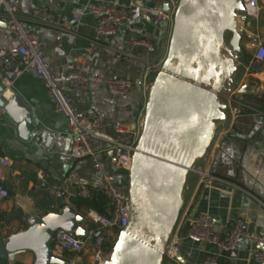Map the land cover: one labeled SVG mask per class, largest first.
<instances>
[{
  "label": "crops",
  "instance_id": "obj_1",
  "mask_svg": "<svg viewBox=\"0 0 264 264\" xmlns=\"http://www.w3.org/2000/svg\"><path fill=\"white\" fill-rule=\"evenodd\" d=\"M139 1L146 6L159 8H164L165 3L170 2ZM260 1L258 18L237 20L239 51H229L233 33H228L226 37L225 53L230 58L234 55L239 57L235 60L237 72L227 83V90L224 92L226 119L219 122L217 133L220 134L231 126L234 131L222 137L216 150L209 148L205 156L197 158L193 169L188 172L183 190V205L191 203L192 206L179 229L180 264H204L211 255L216 256L220 264H264L253 258V252L264 249V245L253 240L234 253L219 252L211 243L204 244L187 237L191 220L204 213H210L214 217L217 231L223 236L241 219L248 222L252 233L264 235V112L259 110L255 101V97L264 92V67L259 71L253 70L257 43L264 37V0ZM20 2L21 17L36 27L38 41L50 56L56 71H62L68 64L81 61L88 49L93 47L89 62L103 75L114 73L135 79L148 74L149 85H153L170 47L173 33L171 22L135 18L131 24H123L115 36L106 38L98 35L93 16L86 15L79 21L74 17V9L89 2L124 5L130 0ZM36 7H45L50 12L63 16L65 27L61 29L31 21L30 13ZM132 26L141 28L143 33L132 31ZM9 33L8 19L0 9V43L6 40ZM140 39L150 42L152 49L135 43ZM6 63L8 61L5 59L0 60V67ZM250 81L256 83L251 92L238 93L240 84ZM5 85L0 77V90ZM67 91L78 109L92 110L101 118L103 131L107 134L115 135L116 126L120 123L135 124L139 120L144 121L149 92L146 93L140 86L126 100L113 97L101 84H92L86 90L67 86ZM15 94L22 97L31 108L34 129L29 138L24 139L19 133L18 125L9 120L6 114L4 121L0 122V155L7 156L11 163L6 168H0V181L10 192L9 198L0 200V240L4 241L28 229L30 217H43L51 212L61 213L64 207L72 205L71 197L80 196L77 191L79 183L100 187L103 172L115 174L119 184L128 183L129 179L116 167L115 157L110 152L105 153L108 144L103 141H97L93 145L95 151L101 153L103 171L97 170L90 158L75 159L66 154L73 144L72 131L67 119L56 109L45 83L38 76L33 73L23 75L2 95L10 99ZM235 106H240L242 112L233 121ZM43 164L52 167L55 174L44 168ZM39 170L46 173L48 185L42 186L37 177ZM201 170L215 175L219 180L199 186ZM69 182L77 195L70 193L65 199L57 198L52 185L68 189ZM60 258L69 264H92L93 241H89L83 253H65ZM35 259L33 251H24L13 260H0V264H34Z\"/></svg>",
  "mask_w": 264,
  "mask_h": 264
},
{
  "label": "water",
  "instance_id": "obj_2",
  "mask_svg": "<svg viewBox=\"0 0 264 264\" xmlns=\"http://www.w3.org/2000/svg\"><path fill=\"white\" fill-rule=\"evenodd\" d=\"M170 7L167 2L164 10ZM133 10L137 18L138 9ZM239 18L247 19L243 0H179L170 47L149 90L144 127L129 172V224L107 264H164L166 247L184 204L188 172L197 158L206 155L219 122L226 119L224 92L237 72L235 60L239 56L230 58L224 45L232 32L229 51H239ZM5 60L11 62L12 57L7 55ZM263 67L264 61L258 62L253 70ZM255 86L254 81L243 82L237 91L247 94ZM5 89L2 86L0 90V105L8 119L18 125L21 137L28 139L34 129L31 108L19 95L6 99L2 95ZM110 155L115 157L116 151ZM43 166L55 174L52 167ZM67 187L77 195L70 182ZM85 222L72 205L61 213L33 217L28 229L8 241L0 240V260H13L19 253L33 251L34 264H69L51 253L54 233L63 229L87 237L80 225ZM249 242L240 238L232 252Z\"/></svg>",
  "mask_w": 264,
  "mask_h": 264
},
{
  "label": "built area",
  "instance_id": "obj_3",
  "mask_svg": "<svg viewBox=\"0 0 264 264\" xmlns=\"http://www.w3.org/2000/svg\"><path fill=\"white\" fill-rule=\"evenodd\" d=\"M179 0H170V9L150 7L142 4L139 0H130L127 4L117 3H95L77 7L74 9V17L81 20L86 15L95 18L97 33L100 37L115 36L123 24H131L135 20L133 8H137V18L154 17L157 22H171L177 11ZM244 13L247 18H258L261 11L260 0H243ZM0 9L6 15L9 23L10 33L6 40L0 43V60L7 55L12 61L0 67V77L4 80L6 89L25 74L33 73L38 76L46 85L49 95L53 99L56 109L68 122L72 131L73 144L66 152L75 159L90 158L93 166L103 171L101 153L95 151L94 143L103 141L108 144L105 153L116 151L115 164L119 171L129 177L132 168L133 157L137 151V145L141 137L144 121L126 124L120 123L116 126L115 135L103 131L101 118L92 110H80L77 108L73 97L67 91V86H73L82 90L88 89L92 84L105 86L108 92L115 98L126 100L131 97L137 87H142L149 92L151 86L148 82V74L128 79L118 74L110 73L103 75L98 69H94L89 62V55L93 47L89 48L81 61L70 63L62 71H56L50 56L41 47L36 36V27L28 24L20 14V0H0ZM31 21L63 29L65 18L61 15L50 12L45 7L34 8L29 16ZM131 30L142 34L143 30L138 27H131ZM136 44L145 45L152 49L150 42L140 39ZM264 61V37L258 40L254 54V62ZM240 106L233 107V121L241 114ZM6 110L0 105V122L4 121ZM234 131L233 126L227 128L220 134H216L210 148L216 150L221 143L222 137ZM10 159L0 155V168L10 166ZM199 186L208 183L212 184L219 180L215 175L204 170L199 171ZM37 177L42 186L48 185L47 175L43 170L37 172ZM78 194L82 198H90L96 193L102 192L111 207L109 214H102L94 209H87L79 212L86 218L81 227L88 232L87 237H80L74 233L59 229L54 233L50 250L53 256L61 257L65 253H83L89 241L94 244V261L92 264H107L111 259L112 251L121 233L127 228L130 216V191L129 184H119L116 175L104 173L102 186H88L79 183ZM59 199H65L70 195L68 189L56 185L51 187ZM10 197L9 190L0 181V200ZM22 205L21 202H17ZM191 203L182 206L178 221L168 241L164 254V263L180 264L179 256L181 251L179 229L188 217ZM33 217L29 218V221ZM187 237L201 243H211L216 246L219 252L233 251L239 246V239L245 238L264 245V235H255L251 232L248 222L238 220L231 227L229 232L223 236L216 228L214 217L210 213H204L191 220L187 231ZM253 258L259 263H264V249H257L253 252ZM204 264H220L216 256H208Z\"/></svg>",
  "mask_w": 264,
  "mask_h": 264
},
{
  "label": "trees",
  "instance_id": "obj_4",
  "mask_svg": "<svg viewBox=\"0 0 264 264\" xmlns=\"http://www.w3.org/2000/svg\"><path fill=\"white\" fill-rule=\"evenodd\" d=\"M255 101L258 104L259 110L264 112V92L261 95H257ZM70 203L80 212L87 209H94L102 214H109L111 210L108 200L102 192L96 193L92 197L86 199L81 196L71 197Z\"/></svg>",
  "mask_w": 264,
  "mask_h": 264
}]
</instances>
